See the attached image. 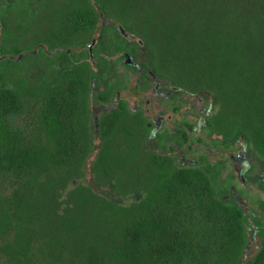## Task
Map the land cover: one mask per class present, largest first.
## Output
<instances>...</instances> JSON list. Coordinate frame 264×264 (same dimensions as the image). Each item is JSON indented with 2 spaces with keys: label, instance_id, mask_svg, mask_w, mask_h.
Instances as JSON below:
<instances>
[{
  "label": "trees",
  "instance_id": "16d2710c",
  "mask_svg": "<svg viewBox=\"0 0 264 264\" xmlns=\"http://www.w3.org/2000/svg\"><path fill=\"white\" fill-rule=\"evenodd\" d=\"M97 3L132 27L156 73L209 93L211 129L226 138L246 135L264 161V0ZM54 12L42 41L60 47L75 44L100 18L90 0H69ZM9 36L7 30L4 40ZM91 77L83 62L52 84L0 87V253L7 264H242L249 233L242 209L220 197L221 170L179 167L154 152L135 162L136 150L140 160L142 153L122 126L126 109L102 119L95 168L113 176L142 166L143 177L119 182L141 187L142 196L127 205L77 187L59 201L60 186L80 174L90 152ZM249 264H264V247Z\"/></svg>",
  "mask_w": 264,
  "mask_h": 264
},
{
  "label": "flooded vegetation",
  "instance_id": "af4514ba",
  "mask_svg": "<svg viewBox=\"0 0 264 264\" xmlns=\"http://www.w3.org/2000/svg\"><path fill=\"white\" fill-rule=\"evenodd\" d=\"M7 2H10V0L0 2V9L1 7H5V5L8 4ZM12 14L13 11L9 7H5V9L0 10V65L1 63H6L5 61H8L9 63L18 62L22 57L25 58L27 55L32 53L35 54L41 50L48 54L49 50H38L37 48V45L41 44L40 41H42L43 38L38 39L32 35L30 41H20L18 43L14 42V35L11 31L10 25L12 17H14ZM99 14L101 18L102 12H99ZM95 28L93 30H95ZM7 30L10 31V36L5 42H7L9 50L12 49L11 45L14 44L22 47V50L15 55L1 50L3 35ZM122 30L124 33L121 39L122 41L124 40L126 45L121 48H117L115 46V38L112 36L109 38L108 31H106V29L99 35L92 38V46H90L89 52L93 55L97 50L99 51L97 54L98 57L95 56V61H98L96 65L99 68L97 71L100 70L99 66L101 61L108 63V57H106L108 55V49L112 50L111 55L113 64H109L111 67H109L110 80L108 81V73H106L103 78L104 81H107L103 91H100L94 99H92V96L89 95V117L87 122L88 131L90 133L92 132V129L95 131V134L98 136L97 139H99L101 145L102 119L107 114L126 109L128 114H124L125 117H123V120L121 121L122 126H129L137 138L139 147L144 145V143L140 142L141 140L145 143H152L153 145L156 144L154 150L149 152L169 155L174 158L175 164L179 167H208L209 165H213L222 172L225 160L229 159L234 165L235 174H232L231 179H229L226 184L225 182L222 183L221 180L220 197L227 202L238 205L242 209L249 233V243L247 248L255 245L254 252L255 254L258 253L264 247V222L262 223V219L258 216V211L254 208L252 200L249 201V199H251L249 195L252 184L255 186L258 184L259 186H264V161L260 159L259 154L253 149V147L250 150L249 147L251 143L246 135L237 134L238 136L236 137L226 138L221 133L210 128V118L213 113L214 105L209 98H201V100L195 105L192 102V98L199 94L193 93L187 88L178 86L173 81L170 84L169 89L167 86L166 90H163L166 91L167 95L170 94V100L171 103H173L170 110L168 108V104H165V102H162V106L152 104L151 102V95L155 93L157 89L162 88L160 84H156V87H154L153 90L151 89L147 92H144L142 85L136 84L135 89L131 91L135 96V103L139 102L145 107L138 106L137 108L130 110L128 102H126L122 97V77H120L118 73H114V71L116 72V70L113 69L115 66V60L120 59L121 61H124L123 65L127 66L131 71L140 73L141 79H145L144 77L146 76V71L143 68L144 66L141 63H138L135 59L137 58L135 50L141 48V44L143 43L138 41L133 34L126 32L125 29ZM111 32L114 31L111 30ZM30 45H34L36 47L35 50L29 51L27 47ZM104 52L106 55L102 56ZM83 62L89 63L86 60L77 59L73 65H79ZM91 67L92 75L94 76L95 74H98V72L93 69L92 65ZM150 67L152 71L148 73L151 75L152 73L159 75L153 69V65H150ZM104 69L105 71H108V64L104 67ZM60 75L61 74H59V76ZM102 76L103 71L101 69L97 77L101 78ZM150 91L152 94L147 95ZM153 95L156 96V94ZM145 96L147 97L146 100ZM93 105H97L96 113L95 110H93ZM146 105L148 106L146 107ZM151 106L154 107L155 111L152 112ZM154 112L157 114H152ZM92 113H95V117L93 119ZM174 118L178 120L176 121V125L171 124V121ZM203 134L206 136V140L204 139ZM207 136L211 138V141H208ZM239 136H241V140L243 141L240 140ZM219 142L223 144L222 147H220ZM194 150L201 151L202 155L198 158H196L193 154V156H188L189 153ZM141 153L142 156L140 161L144 163L146 154H143V151H141ZM216 153L222 154V159L219 160L216 158L214 161L211 160L212 162H209V155ZM254 162L263 164L262 174L258 173L256 176H250V174L255 171V167L253 166ZM225 190L226 192H224ZM254 201H258L259 203L263 202L261 199H254ZM261 205L264 208V202ZM248 219H251L250 223L247 222Z\"/></svg>",
  "mask_w": 264,
  "mask_h": 264
},
{
  "label": "rangeland",
  "instance_id": "374dc122",
  "mask_svg": "<svg viewBox=\"0 0 264 264\" xmlns=\"http://www.w3.org/2000/svg\"><path fill=\"white\" fill-rule=\"evenodd\" d=\"M6 0H0V2H4ZM92 4L96 7L98 12H102L99 8V5L97 3V0H90ZM69 0H10V2H7L8 4L5 5V7H9L13 11L12 21L10 23L11 25V31L14 35L13 39L14 42H20V41H30L31 36H35L38 39L40 38H46L48 36L49 28L53 22V14L54 11L58 8L63 7L66 3H68ZM105 25V26H104ZM108 31V37L111 36L115 38V40H121V37H123V30L125 29L126 32L130 34L133 33L132 27L129 25L119 22V20L108 17V15H105L102 12V16L95 28V30H92L90 33L83 34L80 37L77 38L76 43L71 46H53L51 43H47L46 41H40L41 44L37 45L38 50H49L48 54H46L44 51H38L35 54L27 55L25 58L22 57L20 61L18 62H8L1 63L0 65V87H13L18 88L26 83H43V84H52L55 83L58 80L59 74L66 69L67 67L71 66L76 62V60H86L88 61L95 71H97L99 68L97 67L96 63L98 61H95V56L98 57L99 51L97 50L93 55L89 52V48L91 45L92 38L102 33V31ZM113 30L114 32H111ZM132 30V31H131ZM136 39L143 43L142 39L135 35ZM4 38L2 39V45L5 44ZM1 43V41H0ZM133 45V44H132ZM131 45V46H132ZM141 48H138L135 50V54H137V60L138 63H141L144 67V70L146 71L145 79H141V74L138 72L131 71L127 66L123 65L124 61H121L120 59L115 60V66L113 67L115 74L118 73L120 77H122V84L123 86L121 89L122 97L126 102L129 104V109L133 110L135 108L139 107H145L141 103H135L136 99L135 96L132 94V90L135 89V85L139 84L142 85V89L144 92H147L149 90H153L154 87H156V84H160L162 86L161 89H157L155 93L156 96H154L151 91L150 93H147V95H151V102L152 104L161 105L162 102H165V104H168L169 110L171 109V106L173 103H171L170 100V94L167 95L166 87L168 86V89L170 88V84L172 83L171 79L167 78L166 76H161L157 74L152 75L148 72L152 71L150 65H152V58L150 51L147 47H145L143 44H141ZM34 45H30L27 47L29 51L35 50ZM7 49V48H6ZM59 49V50H58ZM8 50V51H7ZM6 50V52L15 55L17 52H15L13 49L9 50V48ZM112 50L108 49V63L105 61H101L100 63V70L103 71V76L97 77L99 74L92 75L91 78V85H90V96H92V99L96 98L97 94H99L100 91H103L105 88V84L107 81H104L105 74L108 73V81L110 80V66L109 64H113L112 61ZM105 53V52H104ZM102 54V56H105V54ZM108 64V71H105L104 67ZM110 67V68H109ZM146 88V89H145ZM142 90V91H143ZM199 95L192 98V102L196 105L201 98H209V93L207 92H200ZM146 95V96H147ZM145 96V100L147 97ZM156 100V101H155ZM210 100V99H209ZM151 104V105H152ZM148 105H146L147 107ZM162 106V105H161ZM93 110H95V113L97 112V105H93ZM163 108V107H162ZM142 109V108H141ZM152 112L155 111L154 107L151 106ZM92 113V119L95 117ZM152 114H157L156 112ZM168 114V113H167ZM176 121H178L176 118H174L171 121L172 125H176ZM238 135H235L236 137ZM97 135L95 134V131L92 129V132L90 133L89 141L91 143L90 145V152L84 159L80 174H76L72 176L67 181L63 182V184L59 188L58 198L59 201H63L65 197H67V193L71 190L77 188V187H88L91 190H93L96 193H99L109 199H112L114 201L123 203V204H130L131 202L137 200L140 196H142L143 192L141 190V187H130L128 190L124 189L122 185L119 183L120 181H123V179H131L132 181L137 180L138 178L143 177L144 169L142 166H139L138 164L132 165L131 167L135 168L137 171H125V169L117 170L116 173L113 176L103 175L97 172L95 168V159L97 157V152L99 151L101 145L99 139H97ZM204 139L206 136L203 134ZM208 138V141H211V138ZM240 140L242 139L241 136H239ZM206 140V139H205ZM120 141V139H119ZM243 141V140H241ZM133 142V141H132ZM144 143V145L140 146L141 151H143V154L148 153L149 151H153L156 147V144L152 143H145L142 140L140 141ZM121 145L124 147V144H126V140L124 141L123 138H121ZM134 143V142H133ZM232 143V142H231ZM119 145V144H118ZM115 146L116 149H121L120 145L119 147ZM159 145V144H158ZM220 147L223 146L221 142H219ZM137 147V144L136 146ZM213 147V146H212ZM216 147V146H214ZM197 148V147H195ZM250 150L252 146L250 145ZM124 152L131 151L130 148L125 147L122 148ZM216 149V148H215ZM127 150V151H126ZM136 149H134L135 151ZM137 155L136 161L139 162L140 159H138V150H136ZM195 155L196 158L200 157L202 155V152L199 150H194L193 152H190L188 156ZM210 157V158H209ZM209 162L214 161V159H222V154H213L209 155ZM183 158V156H182ZM141 163V162H139ZM253 166L255 167V171L250 174V176H256L258 173L262 174L263 170V164L259 162H254ZM128 170V169H127ZM235 168L234 165L231 163L229 159L225 160V164L222 170V174L220 176V184L221 180L222 183L228 182L229 179H231L232 174H235ZM113 174V173H112ZM136 176V177H134ZM130 180V181H131ZM131 181V182H132ZM220 190V187H219ZM226 192V190L224 191ZM243 193V192H242ZM244 195V194H243ZM250 198L249 201L252 200L254 208L258 211V216L260 219H262V223L264 222V208L261 204L264 202V186L258 185H251V192H250ZM254 199L258 200L261 199L263 202L259 203L258 201H254ZM251 219H248L247 222L250 223ZM255 245L250 246L246 249V252L244 254L242 264H249L252 257L255 255ZM0 264H7L4 256L0 253Z\"/></svg>",
  "mask_w": 264,
  "mask_h": 264
}]
</instances>
